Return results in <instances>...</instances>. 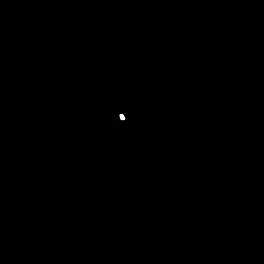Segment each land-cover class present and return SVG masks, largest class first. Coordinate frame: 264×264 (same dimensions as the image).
Instances as JSON below:
<instances>
[{
	"label": "water",
	"instance_id": "obj_1",
	"mask_svg": "<svg viewBox=\"0 0 264 264\" xmlns=\"http://www.w3.org/2000/svg\"><path fill=\"white\" fill-rule=\"evenodd\" d=\"M0 264H264V0H0Z\"/></svg>",
	"mask_w": 264,
	"mask_h": 264
},
{
	"label": "snow or ice",
	"instance_id": "obj_2",
	"mask_svg": "<svg viewBox=\"0 0 264 264\" xmlns=\"http://www.w3.org/2000/svg\"><path fill=\"white\" fill-rule=\"evenodd\" d=\"M119 115L121 120L126 121L128 119V117L123 112H121Z\"/></svg>",
	"mask_w": 264,
	"mask_h": 264
}]
</instances>
